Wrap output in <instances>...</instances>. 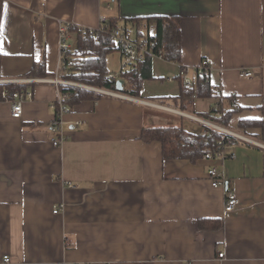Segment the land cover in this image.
Returning a JSON list of instances; mask_svg holds the SVG:
<instances>
[{
	"label": "crops",
	"instance_id": "1",
	"mask_svg": "<svg viewBox=\"0 0 264 264\" xmlns=\"http://www.w3.org/2000/svg\"><path fill=\"white\" fill-rule=\"evenodd\" d=\"M156 15L178 19L180 61L152 56L139 97L101 92L66 105L65 139L53 145L57 89L37 79L54 75L59 24L96 29L101 19L124 25ZM146 33L155 28L139 38ZM68 42L74 49L73 32ZM0 56V83L32 92L19 118L11 97L0 100V264H264V0H2ZM202 59L214 89L234 95L228 129L259 144L237 141L226 157L164 160L160 142L140 139L141 129L205 127L192 117L202 119L219 98L196 97L185 110L173 98L180 67L194 80ZM39 60L46 76L25 77ZM114 60L116 69L120 52ZM240 119L263 126L239 130ZM211 167L237 195L235 210L224 211L225 188L211 185ZM207 219L217 226H201Z\"/></svg>",
	"mask_w": 264,
	"mask_h": 264
},
{
	"label": "trees",
	"instance_id": "2",
	"mask_svg": "<svg viewBox=\"0 0 264 264\" xmlns=\"http://www.w3.org/2000/svg\"><path fill=\"white\" fill-rule=\"evenodd\" d=\"M2 0H0L1 20ZM124 25H119L115 18L103 19L96 29L83 27L78 30L77 25H70L68 30L75 34V48L68 52L67 59L72 63L67 67V80L80 85H59L61 93L66 94L65 105L73 106L82 100L99 99L103 94L95 88L120 92L126 95L139 97L146 79L152 78L151 57L153 52L162 50L164 59L179 62L181 56V33L179 22L176 17L169 16H146L125 19ZM130 26L136 28L138 35L143 27L155 28L154 35L146 33L135 40L143 39L147 43H154L152 53H146L144 58L126 70L118 72L109 71L106 65L108 53L118 50L111 39V30L116 26ZM1 58V56H0ZM140 65V66H139ZM184 70V67H180ZM44 60L33 63L32 68L24 74L25 77H45ZM108 74H117L114 79L108 78ZM178 93L173 98L181 110H185L196 97L219 98L215 107L207 112L198 113L199 117L211 121L221 127L227 128L231 116L238 110L233 106L234 95L222 96L211 85L209 76L196 74L191 85H187L182 76L177 75ZM117 80L122 81V88H117ZM26 83H0V100L9 98L15 90H26ZM91 87V88H90ZM7 94L4 96L2 92ZM263 123L257 119H240L238 129L262 127ZM204 127V126H203ZM140 139L144 141L158 140L161 144V156L164 160L187 159L195 162L205 158L206 153L213 155L220 149L227 152L231 146L229 141L232 136L226 135L219 130L208 128L207 134L185 128L182 125L142 127ZM212 222L217 226V221L210 219L202 220L201 226L210 227Z\"/></svg>",
	"mask_w": 264,
	"mask_h": 264
},
{
	"label": "built area",
	"instance_id": "3",
	"mask_svg": "<svg viewBox=\"0 0 264 264\" xmlns=\"http://www.w3.org/2000/svg\"><path fill=\"white\" fill-rule=\"evenodd\" d=\"M101 19L100 21H102ZM72 25V23L69 22H61L59 24L58 29V57H57V63L54 70V75L52 77L48 78H42L37 79L39 82H46L53 84L57 89V96L55 99V106L56 111L53 116V118L50 121L49 124V131L51 133L50 141L53 145L59 146L65 139L64 132L62 130V115L67 111V107L64 103V100L66 99V94L61 93L59 90V85L61 84H67V85H80L78 83H75L73 81L67 80L65 76L67 75V67L71 65L72 61L67 59V54L71 50V45L68 42L69 33H71L68 28ZM78 30H83V27L78 26ZM111 39L116 44L118 51L121 54V70H126L129 67H132L136 63L140 62L146 53H152V48L155 46L153 42L147 43L145 40H135V38L132 36V29L129 26H116L111 30L110 33ZM152 56L158 57L160 59H164V55L162 50H158V52H153ZM211 70L210 63L207 59H202L200 63L197 66L196 74L209 76ZM238 74L240 77H252L253 72L247 69H239ZM178 75L182 76L185 83L187 85H191L192 81L191 79H188L185 76L184 70L182 68L180 69ZM116 76L115 74H108V78L114 79ZM170 79V78H169ZM11 82H19V80H10ZM91 88V87H90ZM95 90L106 93L115 97H121V98H128L123 94H120L118 92L109 91V90H103L95 88ZM2 94L5 96L7 93L5 91L2 92ZM32 97V92L30 90H15L12 93L11 96V115L12 117L19 118L22 115L23 111V101L27 98ZM233 106L237 107L236 103L233 102ZM195 121L202 123L205 125L204 128H202L200 131L202 134L208 133V128H213L216 130L221 131L222 133L232 136L234 140L229 141V145L232 147L234 146L237 141H244L249 142L253 144H259L256 141L252 140L251 138L226 129L224 127H221L215 123L199 119L196 117H192ZM217 155L226 157L227 154L224 150L220 149L216 152ZM229 157H233L234 154L230 153L228 155ZM206 159H209L213 157V154L206 153L204 156ZM207 176L210 180V183L213 187H224L225 188V200H224V211L225 212H231L236 209V207L239 204V200L237 195L234 191L229 190L226 187V181L224 178V175L221 171H219L216 167H211L207 171ZM54 213L58 212V208L53 209ZM220 257L223 256V253L219 254ZM8 255L3 256V261H9Z\"/></svg>",
	"mask_w": 264,
	"mask_h": 264
},
{
	"label": "rangeland",
	"instance_id": "4",
	"mask_svg": "<svg viewBox=\"0 0 264 264\" xmlns=\"http://www.w3.org/2000/svg\"><path fill=\"white\" fill-rule=\"evenodd\" d=\"M118 54H119L118 50H115V51L110 52V53L107 54L106 61L108 59V64H106V65H107V68H108L109 71H114L115 70L116 73H117L118 70L120 69L122 60L120 61L119 66L116 67V69L114 67L115 66V60L114 59L117 57ZM115 75L117 76V74H115Z\"/></svg>",
	"mask_w": 264,
	"mask_h": 264
},
{
	"label": "water",
	"instance_id": "5",
	"mask_svg": "<svg viewBox=\"0 0 264 264\" xmlns=\"http://www.w3.org/2000/svg\"><path fill=\"white\" fill-rule=\"evenodd\" d=\"M117 88L121 89L122 88V81L121 80H117Z\"/></svg>",
	"mask_w": 264,
	"mask_h": 264
},
{
	"label": "bare ground",
	"instance_id": "6",
	"mask_svg": "<svg viewBox=\"0 0 264 264\" xmlns=\"http://www.w3.org/2000/svg\"><path fill=\"white\" fill-rule=\"evenodd\" d=\"M140 66V65H139Z\"/></svg>",
	"mask_w": 264,
	"mask_h": 264
}]
</instances>
